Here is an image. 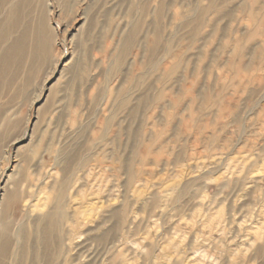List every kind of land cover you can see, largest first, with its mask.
Wrapping results in <instances>:
<instances>
[{"label":"rangeland","instance_id":"374dc122","mask_svg":"<svg viewBox=\"0 0 264 264\" xmlns=\"http://www.w3.org/2000/svg\"><path fill=\"white\" fill-rule=\"evenodd\" d=\"M7 225L0 264H264V0L24 4Z\"/></svg>","mask_w":264,"mask_h":264},{"label":"bare ground","instance_id":"6f19581e","mask_svg":"<svg viewBox=\"0 0 264 264\" xmlns=\"http://www.w3.org/2000/svg\"><path fill=\"white\" fill-rule=\"evenodd\" d=\"M27 2H30V0H0V14L2 11H6L8 14L5 18L9 19L8 22H5L0 18V45L2 40L9 37L11 33L14 32V29H16L22 8ZM29 15H31V13ZM30 32L31 27H27L23 35L12 38L7 49L16 50V48H23L24 41ZM0 234L3 236L9 234L8 225L1 229Z\"/></svg>","mask_w":264,"mask_h":264}]
</instances>
